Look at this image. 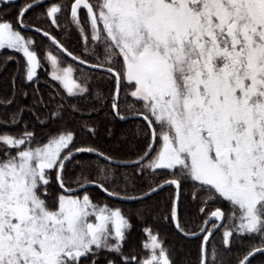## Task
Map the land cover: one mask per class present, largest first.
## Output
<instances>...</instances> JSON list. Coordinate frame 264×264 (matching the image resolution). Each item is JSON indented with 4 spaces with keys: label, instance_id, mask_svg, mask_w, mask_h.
<instances>
[{
    "label": "snow or ice",
    "instance_id": "snow-or-ice-1",
    "mask_svg": "<svg viewBox=\"0 0 264 264\" xmlns=\"http://www.w3.org/2000/svg\"><path fill=\"white\" fill-rule=\"evenodd\" d=\"M0 56V264H264V0H0Z\"/></svg>",
    "mask_w": 264,
    "mask_h": 264
},
{
    "label": "trees",
    "instance_id": "trees-1",
    "mask_svg": "<svg viewBox=\"0 0 264 264\" xmlns=\"http://www.w3.org/2000/svg\"><path fill=\"white\" fill-rule=\"evenodd\" d=\"M60 1V0H58ZM39 11V10H37ZM43 39V38H41ZM0 60H2V56H0ZM15 70V64L14 62L11 63L8 66L7 72L0 71V92H3L4 89L7 87L8 83L10 82V76ZM44 70V69H43ZM41 81L46 78L45 73H42V70H39ZM41 87H43V84L41 83ZM133 125L130 122H117L115 125V132H116V139L119 140L121 137V131L126 130L129 127H132ZM163 195H167V193H164ZM117 206H125L122 204V202H116ZM126 207V206H125ZM212 207L208 208V212L210 213L212 211ZM132 223L134 224V228L132 229L129 239L126 242L127 248L132 247H138L139 244L142 242V238H144L143 228L144 227H152L155 230V224L151 219H148L143 222V224L138 223L136 220H133ZM216 242L219 243V236L216 238ZM169 243H177L174 237H171L169 239ZM183 249H184V257L182 259H195V249H196V243L195 242H185L183 243Z\"/></svg>",
    "mask_w": 264,
    "mask_h": 264
},
{
    "label": "rangeland",
    "instance_id": "rangeland-1",
    "mask_svg": "<svg viewBox=\"0 0 264 264\" xmlns=\"http://www.w3.org/2000/svg\"><path fill=\"white\" fill-rule=\"evenodd\" d=\"M58 2H60V1H58ZM39 70H42L41 72H42V73H45V70H43V69H39Z\"/></svg>",
    "mask_w": 264,
    "mask_h": 264
}]
</instances>
